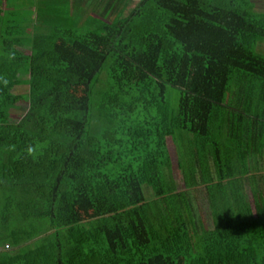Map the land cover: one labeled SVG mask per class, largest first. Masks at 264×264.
Instances as JSON below:
<instances>
[{"label": "trees", "instance_id": "trees-1", "mask_svg": "<svg viewBox=\"0 0 264 264\" xmlns=\"http://www.w3.org/2000/svg\"><path fill=\"white\" fill-rule=\"evenodd\" d=\"M21 1L0 0V264H264L254 0Z\"/></svg>", "mask_w": 264, "mask_h": 264}, {"label": "rangeland", "instance_id": "rangeland-1", "mask_svg": "<svg viewBox=\"0 0 264 264\" xmlns=\"http://www.w3.org/2000/svg\"><path fill=\"white\" fill-rule=\"evenodd\" d=\"M38 0H36L34 3H37ZM63 1H66V0H63ZM254 2L256 3L257 5V9L258 10H263L264 11V0H254ZM26 4V1H21L19 3L16 4V8L14 6L13 10L19 14V17L17 18L18 20H23V18H26L27 17V13L30 12L29 10H25V5ZM64 10H61V12L63 14H65V11H66V8L63 7ZM14 11L12 12V14L14 13ZM10 16V14H9ZM26 91V88L24 89H18L17 92H25ZM177 91H175L173 93V99L175 100V98L177 97ZM25 112V107L24 106H17L13 112H12V116L15 118V119H18L20 118ZM1 197V196H0ZM1 200V198H0Z\"/></svg>", "mask_w": 264, "mask_h": 264}, {"label": "crops", "instance_id": "crops-1", "mask_svg": "<svg viewBox=\"0 0 264 264\" xmlns=\"http://www.w3.org/2000/svg\"><path fill=\"white\" fill-rule=\"evenodd\" d=\"M69 1H71V0H69ZM86 11H88V10L87 9H84V13H86ZM84 18L85 17L83 16V19H82L83 21H84Z\"/></svg>", "mask_w": 264, "mask_h": 264}, {"label": "clouds", "instance_id": "clouds-1", "mask_svg": "<svg viewBox=\"0 0 264 264\" xmlns=\"http://www.w3.org/2000/svg\"><path fill=\"white\" fill-rule=\"evenodd\" d=\"M32 149H29V152L31 153Z\"/></svg>", "mask_w": 264, "mask_h": 264}]
</instances>
